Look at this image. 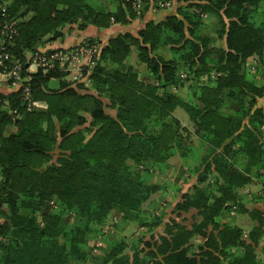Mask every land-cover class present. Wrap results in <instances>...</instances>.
<instances>
[{
  "label": "trees",
  "instance_id": "obj_1",
  "mask_svg": "<svg viewBox=\"0 0 264 264\" xmlns=\"http://www.w3.org/2000/svg\"><path fill=\"white\" fill-rule=\"evenodd\" d=\"M106 1L0 0V29L4 21L17 28L11 38L0 34V55L7 52L4 64L19 65L22 77L18 90L0 94V264L87 262L89 236L113 212L154 230L163 220L139 214L161 186L138 167L160 169L177 153L199 164L175 211L195 209L200 220L189 227L172 219L131 245L115 241L100 264H264V213L240 195L254 175L264 181V83L246 72L252 57L264 70V0H184L177 13L102 44L89 86L73 84L58 64L29 71V55L64 38L67 26L127 25L150 5L160 8L159 0H140L139 8L136 0ZM207 14L217 18L216 37L201 32ZM134 49L151 81L128 63ZM210 72L213 80L199 84ZM191 79L193 99L173 91ZM25 87L46 106L28 109ZM178 107L189 123L175 116ZM12 124L17 130L7 133ZM234 206L256 220L247 237L221 219ZM195 237L204 241L191 253Z\"/></svg>",
  "mask_w": 264,
  "mask_h": 264
},
{
  "label": "rangeland",
  "instance_id": "obj_2",
  "mask_svg": "<svg viewBox=\"0 0 264 264\" xmlns=\"http://www.w3.org/2000/svg\"><path fill=\"white\" fill-rule=\"evenodd\" d=\"M107 1L102 0V3L105 4ZM264 7V1H263ZM173 5V0H169V5L160 9H167ZM204 24L201 26V32L206 35L216 37V27L217 18L214 15L207 14L204 17ZM135 28L133 27V30ZM218 45H223L224 41L218 40ZM169 48L161 46L158 47L157 51L165 56L171 55V52L168 51ZM137 54V53H136ZM137 60V56L132 54L128 58V63L133 64L137 70L141 69V74L147 73L148 70L144 67L145 64H140L137 60L138 65L134 62ZM246 72L248 77H253L256 82L264 83V70L260 68L257 57H252L248 59L246 63ZM149 73V72H148ZM186 74V73H185ZM215 72H210L203 74L202 76H207L206 82L210 83L215 77ZM198 81V80H196ZM195 80H189L185 82L184 86L180 89L176 87L174 92L179 93L187 99H193V86L192 84L196 83ZM57 81H51V85L57 86ZM200 84V78H199ZM264 104V98L259 99V105ZM110 111L109 108H107ZM175 116L188 121V114L185 109L178 107L175 111ZM195 145L199 146L197 138H193ZM262 141L264 142V136H262ZM199 162H193L190 159L182 158L179 153L170 158V160L161 167L160 169L151 167L149 170L143 169V167H138V172L142 177L149 181L158 183L161 186L159 192L154 194L150 200H148L143 205V213L139 214L142 219L146 218L147 221L153 223L155 220L162 219L163 223L150 231V225H140L138 220L136 221H124L120 213L111 214L109 219L100 227V232L96 235L92 234L89 236L87 243V250L89 251L91 257L87 262H76L75 264H100L102 262V257L105 252L109 249L111 244L115 241L125 240L129 245L137 241L138 237H145L149 239L152 234L155 236L161 234L165 230V223L175 219L176 221L181 222L184 225L191 226L195 221H199L200 217L197 214L195 209L190 210L189 212H177L175 211V204L181 199V196L184 192L191 189L197 181V175L193 171L195 166ZM241 200L249 208L256 207V196H260L263 199H259L261 202V210L264 213V181L261 179H256V175L253 176V180L250 184L246 185L244 188L240 189ZM222 221L236 223L241 225L244 228V236L247 237L249 231L256 224V220H253L247 214H241L237 211V207L234 206L233 209L228 210L224 213L221 218ZM204 240L201 237H195L191 242L190 252L198 253V245ZM264 244V238H263ZM100 243V246L97 251H95L96 245ZM261 251V249H258Z\"/></svg>",
  "mask_w": 264,
  "mask_h": 264
},
{
  "label": "built area",
  "instance_id": "obj_3",
  "mask_svg": "<svg viewBox=\"0 0 264 264\" xmlns=\"http://www.w3.org/2000/svg\"><path fill=\"white\" fill-rule=\"evenodd\" d=\"M140 0H136V7L139 8ZM159 7H166L169 5V0H159L157 2ZM3 7V4L0 3V8ZM17 33V28L15 26L14 21H4L3 25L0 29V34L3 37L11 38L14 34ZM102 47V43H87L86 41L78 44L73 47H65L58 48L52 50H38L34 54H30L31 56V64L35 65L38 68H50L54 67L58 64L64 71L67 72V78L73 84L84 83L86 86L91 84V72L93 66L96 64V59L100 54V50ZM10 55L7 52H3L0 55V69L4 70L0 73H3L5 77L10 80L13 79V84L21 86L22 77L20 76V66L15 65L12 68H8L7 65L4 64V61L8 59ZM186 74L182 73L181 78H185ZM206 81L207 76H201L200 82ZM203 83V82H201ZM176 90V87H173ZM24 91L26 92V102L28 103V109L33 108H41L46 105L40 101H34L29 94V88L25 87ZM11 113L13 114L14 119L18 117L17 110L12 109ZM100 243H98L95 247V251L98 250Z\"/></svg>",
  "mask_w": 264,
  "mask_h": 264
},
{
  "label": "crops",
  "instance_id": "obj_4",
  "mask_svg": "<svg viewBox=\"0 0 264 264\" xmlns=\"http://www.w3.org/2000/svg\"><path fill=\"white\" fill-rule=\"evenodd\" d=\"M184 0H173V5L170 8L167 9H160L155 8L153 5L149 7L146 14L142 19H136L132 23L127 25H122L119 23L112 24L109 28H98L95 25H89L85 29H79L76 25H70L65 28V36L62 39L53 40V41H47L44 44H42L39 47V50L46 51V50H52V49H58V48H65V47H73L78 44H81L85 42L88 38H96L100 40L102 44H105L111 37L121 33V32H132L137 33L139 29H141L145 23L149 20H155L160 21L164 19L167 15L175 14L177 13V10L179 6L184 3ZM133 27L135 28L133 30ZM168 51L171 52V55L165 56L164 54H161L165 56L166 58H171L173 56V52L168 49ZM133 55L137 56L136 50L134 49ZM132 54V53H131ZM130 54V55H131ZM137 60L139 61L138 57ZM137 60L135 64L138 65L141 62L137 63ZM143 64V63H142ZM133 65V64H131ZM134 66V65H133ZM146 68V66H144ZM38 69L35 65H30L29 71L35 72ZM141 69L139 68L140 78L143 80L151 81L152 77L150 73H144V75L141 74ZM147 70V68H146ZM19 89V85H15L10 80H8L3 73H0V94H9L13 91H16ZM108 102V100H106ZM109 112L114 113L113 110H110ZM176 115V114H175ZM180 119V118H179ZM183 124L189 123L188 121H184L180 119ZM17 130L16 126L14 124L9 125L7 128V133L15 132ZM261 202L256 201V208L261 210ZM116 213L113 212L112 215Z\"/></svg>",
  "mask_w": 264,
  "mask_h": 264
}]
</instances>
